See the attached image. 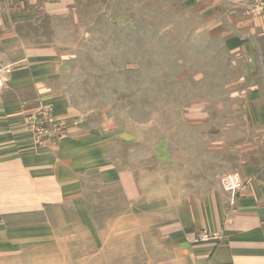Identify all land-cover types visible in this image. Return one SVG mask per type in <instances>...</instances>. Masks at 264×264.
Segmentation results:
<instances>
[{
  "label": "rangeland",
  "instance_id": "obj_1",
  "mask_svg": "<svg viewBox=\"0 0 264 264\" xmlns=\"http://www.w3.org/2000/svg\"><path fill=\"white\" fill-rule=\"evenodd\" d=\"M0 6L23 14L17 32L24 44L54 52L49 103L28 116L34 151L77 128L104 151L100 170L115 171L88 173L84 188L72 189L63 213L71 222L70 247L60 246L63 222L39 220L40 230L60 232V248L49 252L55 264L68 254L72 264L81 255L93 262L94 231L110 236L113 212L138 214L139 229L150 200L209 183L219 165L214 159L239 136H250L264 158V0H0ZM233 172L217 178L222 190L221 176ZM237 173L242 188L224 190L234 199L248 182ZM80 227L89 231L86 242L73 236Z\"/></svg>",
  "mask_w": 264,
  "mask_h": 264
},
{
  "label": "crops",
  "instance_id": "obj_2",
  "mask_svg": "<svg viewBox=\"0 0 264 264\" xmlns=\"http://www.w3.org/2000/svg\"><path fill=\"white\" fill-rule=\"evenodd\" d=\"M17 10L0 6V64L8 65L0 90V264H55V254L49 252L60 248L55 247L60 232L40 230L39 220L63 222L60 246L70 247L71 222L65 223L63 213L72 189L78 183L80 192L88 173L115 171L100 170L104 151L81 129H68L51 148H32L28 116L41 102L49 103L46 82L54 52L24 44L17 32L23 14ZM254 143L248 135L227 143L223 155L214 159L219 165L211 181L192 184L191 193L183 195L179 187L175 196L150 200L143 206L139 229L138 214L113 212L110 236L94 231V261L81 255L79 264H264V158ZM230 171L248 180L235 199L217 181ZM125 186L132 190L129 182ZM88 232L80 227L73 236L86 242ZM204 232L208 237L202 239ZM27 246L31 256L25 255ZM44 251L49 258L40 259ZM104 251L110 254L104 257ZM63 264H72L69 254Z\"/></svg>",
  "mask_w": 264,
  "mask_h": 264
},
{
  "label": "built area",
  "instance_id": "obj_3",
  "mask_svg": "<svg viewBox=\"0 0 264 264\" xmlns=\"http://www.w3.org/2000/svg\"><path fill=\"white\" fill-rule=\"evenodd\" d=\"M8 71L7 64H0V90L5 85L6 73ZM221 185L223 189L231 194H234L237 190L241 189L243 184L241 178L237 172L227 173L221 176ZM208 233L204 232L202 239L207 238ZM214 236V235H213ZM214 238H217L214 236Z\"/></svg>",
  "mask_w": 264,
  "mask_h": 264
}]
</instances>
